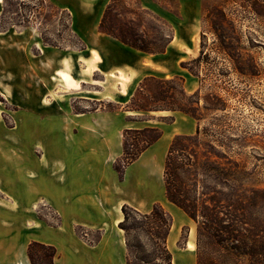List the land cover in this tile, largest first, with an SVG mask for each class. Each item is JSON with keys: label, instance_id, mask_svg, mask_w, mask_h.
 Wrapping results in <instances>:
<instances>
[{"label": "crops", "instance_id": "crops-1", "mask_svg": "<svg viewBox=\"0 0 264 264\" xmlns=\"http://www.w3.org/2000/svg\"><path fill=\"white\" fill-rule=\"evenodd\" d=\"M44 1L68 15L70 29L85 49L68 55L51 50L44 61L43 50L39 56L30 52L34 44L33 27L0 31V94L6 97L18 93L24 98V117L16 123L23 132L19 138L14 132L16 127L1 125L0 109V264H31L28 247L32 242L54 246L57 249L54 264H127L126 238L119 227L124 219L122 207L129 205L150 213L156 203L173 218L167 246L172 264H176L180 255H189L191 241L188 237L184 247L174 252L179 228L188 224L181 222L176 208L164 205L165 161L174 138L195 135L199 123L183 112L139 113L124 106L146 78L179 77L185 91L187 73L198 78L182 62L188 59V34L191 32L194 41L200 35L193 24L200 11L199 0H167L177 5V23L158 2L142 1L141 9L164 20L173 30L165 52L155 54L139 51L100 32L112 0ZM5 5L6 0H0V21L5 15ZM181 34L184 44L177 42ZM66 63L74 65L83 79L79 86L65 88L59 82L53 85L52 77ZM89 65L94 68L90 77ZM95 74L102 75L96 84L88 81ZM22 80L23 92L17 88V81ZM61 90L64 93H58ZM53 95L62 97L63 102L54 101ZM45 99L49 103L44 104ZM81 99L114 102L121 109L77 108L75 102ZM163 117H174V122H164ZM144 128H158L162 137L126 168L121 181L113 165L124 152L123 131ZM31 138L48 143L51 154L45 151L37 157L38 148L32 147L19 152L18 148L30 143ZM38 142L34 140V145ZM40 204L54 211L59 217L58 224L50 226L39 218L36 209ZM77 227L96 231L99 237L89 241L86 238L89 233L79 234ZM194 244L197 246V241Z\"/></svg>", "mask_w": 264, "mask_h": 264}, {"label": "rangeland", "instance_id": "rangeland-1", "mask_svg": "<svg viewBox=\"0 0 264 264\" xmlns=\"http://www.w3.org/2000/svg\"><path fill=\"white\" fill-rule=\"evenodd\" d=\"M142 1L112 0L107 26L116 34L125 29V36L136 44L163 47L168 35H171L170 27L150 16L149 11L141 9ZM153 1L170 12L174 23L179 21L177 5L167 0ZM199 4L200 11L193 24L200 30V35L194 41L191 32L188 34V59L182 65L186 64L187 69L198 76L187 73L185 87L188 95L200 89L201 107L197 109L194 106V111L202 133L198 139L196 134L180 136L174 168L169 177L171 191L187 204L194 205L199 214H209L217 219L224 246L232 253L242 254L238 264H264V0H199ZM26 26L34 28V44L30 52L39 56L43 50L44 61H47L51 50L68 55L84 48L70 29L66 13L43 0H6L0 31H20ZM184 40L181 34L177 42L184 44ZM199 56L201 59L194 61ZM93 71V66L89 65V77ZM63 73L66 74L65 79ZM51 80L53 85L57 86L59 82L65 88L77 87L83 81L76 67L69 63ZM101 80V74L88 78L95 84ZM141 84L134 93V100L125 108L135 104L191 107L197 101V98L183 95L179 77L172 81L151 80ZM17 88L23 92V80L17 81ZM58 93L64 92L61 90ZM52 97L56 102L64 100L55 95ZM124 97L128 98L129 94L125 93ZM47 103L49 100L45 99L44 104ZM75 104L77 108L89 110L121 109L120 105L108 101L81 99ZM214 106L219 110L208 109ZM23 107V95L11 93L4 97L0 94L1 125L4 128L16 127L17 121L23 120ZM163 121L169 122V117H163ZM16 128L14 132L19 138L23 135L22 128ZM32 140L18 148L19 152L29 151L32 147L38 148L37 157L45 151L51 154L48 143L34 138L39 141L35 146ZM49 161L52 163V160ZM162 198L164 205L176 208L182 216L181 222L188 224V227L182 226L178 231L179 240L174 252H179L188 237L192 244L197 241L203 218L200 215L195 221L170 202L166 197V187ZM228 200H231L232 206L227 204ZM36 210L49 223H56L54 211L48 206L40 204ZM76 230L79 234L87 232L81 227ZM87 233L89 241L99 237L96 231ZM204 233L209 237V233ZM208 237L201 238L202 250L210 252V245H205L209 242ZM131 238L133 244L139 245V248L132 249L131 264H145L140 258L154 254L152 242L140 229L133 231ZM188 248L190 256L180 255L176 264H197L198 247L194 244L193 249Z\"/></svg>", "mask_w": 264, "mask_h": 264}, {"label": "trees", "instance_id": "trees-1", "mask_svg": "<svg viewBox=\"0 0 264 264\" xmlns=\"http://www.w3.org/2000/svg\"><path fill=\"white\" fill-rule=\"evenodd\" d=\"M43 2H45L43 0ZM112 4V3H111ZM111 4L107 7L104 17L100 24V32L112 36L122 42L125 45H128L134 49H137L142 52L146 53H163L165 52L167 46L172 40L173 37V30L171 26L165 22L164 20L160 19L156 15L147 12L150 16L157 20H162L165 24H168L171 30V35H168V39L163 47H148L145 45L136 44L131 39L125 36L126 34L123 32L125 29H120L119 34H116L114 30L107 26V18L110 10ZM80 40V39H79ZM81 41V40H80ZM82 43V41H81ZM83 44V43H82ZM85 49L82 48V50ZM201 57L194 59V61H199ZM183 67L188 68L186 64H183ZM191 71V69H189ZM182 81L181 91L185 97L190 99L197 98V101H194L191 107H181V106H173V107H157V106H143L135 104L131 108H128L129 111H135L139 113H149L153 111H180L183 112L190 117L198 120V116L195 113V108L199 109L201 107V99H200V89L195 93L188 95L184 89L183 79L179 78ZM154 80L156 82H166L172 80H161L154 77L146 78L141 83L145 84L148 81ZM140 83V84H141ZM141 84V85H142ZM134 97L132 98V101ZM195 106V108H194ZM208 109L217 111L219 108L216 106L209 107ZM195 110V111H194ZM147 120V118L145 119ZM174 117H169V122L173 123ZM162 131L158 128H144V129H126L123 131V155L118 158L113 167L114 170L118 173L119 178L121 181L124 179V172L126 168L135 162L140 155L152 144L157 142L162 137ZM202 130L200 126H198L196 138L198 139L201 135ZM180 136H176L172 141V144L169 148L166 161H165V171H164V180H165V187H166V197L167 199L182 209L189 217L194 219L195 221L201 215L203 218L202 225L198 229V238H197V264H238V258L241 257V253L238 254L236 252L232 253L227 249V247L223 244V239L220 238L221 230L218 228V221L214 219L212 215L209 214H199L198 210L195 206H191L187 204L182 198H179L173 194L171 191V183L169 181V177L171 175V171L174 168L175 164V153L178 151L177 147L179 144ZM227 204L231 205V200H228ZM50 208V207H49ZM122 213L124 215L123 221L119 224L120 229L124 231L125 238H126V245L128 248V258L127 264H131L130 256L132 249L139 248V245H135L132 242V232L136 230H142V232L149 238V240L153 244L154 254L147 255L143 258H140L141 262L145 264H152L153 262H162L161 264H172V253L168 249L167 240L170 234L172 225H173V218L172 216L164 209V207L160 203H156L150 213H142L137 209L129 206L124 205L122 207ZM55 214V213H54ZM40 219L44 220L48 225L55 226L59 223V217L55 214L56 223L51 224L45 218L38 215ZM139 222V223H138ZM209 233V237L205 235L204 232ZM202 237H208L209 242H206L205 245L208 244L211 247V251L202 250ZM233 249H237L234 247ZM238 250V249H237ZM28 256L30 259L31 264H54L55 258L57 256V249L52 245L42 244L39 242H32L28 247Z\"/></svg>", "mask_w": 264, "mask_h": 264}, {"label": "bare ground", "instance_id": "bare-ground-1", "mask_svg": "<svg viewBox=\"0 0 264 264\" xmlns=\"http://www.w3.org/2000/svg\"><path fill=\"white\" fill-rule=\"evenodd\" d=\"M65 78H66V74L63 73V79H65ZM174 225H175V224H174ZM188 246H189L191 249L194 248V244H192V243H189Z\"/></svg>", "mask_w": 264, "mask_h": 264}]
</instances>
